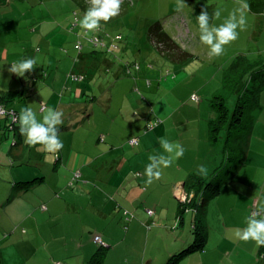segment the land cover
Instances as JSON below:
<instances>
[{
  "label": "crops",
  "instance_id": "1",
  "mask_svg": "<svg viewBox=\"0 0 264 264\" xmlns=\"http://www.w3.org/2000/svg\"><path fill=\"white\" fill-rule=\"evenodd\" d=\"M2 72L0 70V79ZM72 75L84 78L75 72L69 77ZM59 91V94L53 93L47 103L42 97L39 102L21 105L24 102L13 104L18 90L0 88V95L5 96L0 104L14 108L17 116L21 107L31 106L37 117L40 116L39 108L42 111L48 106L57 110L66 107L63 123L59 126L62 133L76 129L74 123L67 121L71 117L81 118L79 111L86 112L99 97L91 95L85 102H76L77 97L84 95L83 88L65 81ZM91 93L90 89L88 95ZM64 99L68 102H63ZM100 99L104 107L94 110V105L91 106L85 129L69 134L59 132L63 148L56 153L29 146L18 124L10 130L6 128V117L0 116V264H166L173 253L193 241L196 222L205 228L204 248L189 253L178 264H224L219 260L223 254L231 258L233 253L249 260L231 264H264L262 254V259L255 261L259 248L255 242L242 241L236 235L237 230L245 226V218L254 209L257 198L264 197V162L259 154H264V126L258 127L255 121L247 133L244 146L248 163L242 168V177L249 180L224 183L215 196L206 200L200 214L195 206L188 204L180 218L178 205L189 203L194 194L183 187L186 176L196 173L203 177L212 172L223 156L230 159V152L219 154L217 160L212 161L215 166L203 172L200 168L207 159L198 156L188 159L184 152L171 167L162 168L161 178L151 185L145 184L144 175L148 155L162 152L158 143L160 137L179 142L184 149L197 144L199 139L203 143V132L208 131V120L214 112L210 111L209 118L205 119L198 112L200 104L196 102V108L191 107V110H197V117L186 112L185 116L178 115L174 119L173 113H169L165 118H158V125L150 119L144 121L141 133L139 128L134 131L135 135L117 138L107 125L125 121L123 110L120 108V116L106 113L112 101L108 88L101 92ZM87 100H91L90 103ZM82 103L84 107L78 108ZM92 119L95 127L90 126ZM133 139L136 143H131ZM8 141L12 143L5 151L3 146ZM169 174L174 176L170 178ZM29 180L32 181L26 187L13 189L16 183ZM94 182L98 190H94ZM178 188L185 201L177 196ZM167 205L170 215L163 213ZM148 209L153 211L151 215ZM114 211L117 212L112 215ZM104 212L109 213L111 220L104 222L107 226L99 233L94 224L103 221ZM172 215L177 216L176 221ZM116 219L124 228L111 227ZM95 235L100 237L102 244L94 240Z\"/></svg>",
  "mask_w": 264,
  "mask_h": 264
},
{
  "label": "rangeland",
  "instance_id": "2",
  "mask_svg": "<svg viewBox=\"0 0 264 264\" xmlns=\"http://www.w3.org/2000/svg\"><path fill=\"white\" fill-rule=\"evenodd\" d=\"M184 2L186 5L177 10V0H123L119 15L107 23L101 22L97 31L87 32L79 27L77 21L89 7L88 0H0V62L3 61L0 64V70L3 71L0 88L19 91L13 104L15 101L24 102L21 105L27 102L31 104L39 102L42 97L47 103L53 93L59 94L62 91L59 89L65 81L71 86L75 84L83 88L84 95L77 97L76 102H85L91 95H97L99 99L92 101L94 110L104 107V102L100 99L101 92L108 88L112 93V101L106 113L120 116L122 108L125 115V121L107 125V129L116 133L117 138L120 135L127 137L126 134H134L139 128L141 133L144 121L150 119H154L155 125H158L160 124L158 118H165L169 113H173L174 119L178 115L185 116L186 112L191 117L196 116L197 110H191V107L196 108V102L200 104L198 112L207 119L210 111L219 112L221 108L211 105L212 97L215 95L221 96L220 99L214 100L223 104L221 110H225L226 107L232 114L237 94L231 89L235 86L234 75L230 76L235 70L231 68L237 63L245 62L244 58L236 56L244 54L249 61L257 57L264 58V0H245L249 5L245 12L246 28L243 31L238 29V39L225 45L223 54L216 57L210 56L208 46L199 40L196 16L205 8L212 17L213 12L220 8L222 10L220 18L210 19L211 24L219 25L231 11L239 7V0H184ZM160 32L170 36L172 44L167 40H158V37H163ZM24 58L36 60L37 65L31 72L17 76L8 71L11 63ZM71 72L82 74L84 78L74 82L72 76L69 77ZM227 75L230 77H226ZM90 89L92 93L88 95ZM193 93L198 96L199 101L191 99ZM259 93L261 107L254 112L253 118V123L257 121L255 124L258 127L264 126V88ZM65 95L69 94L66 92ZM89 101L91 100H87ZM244 101L245 107L250 106L251 100ZM63 102L68 101L64 99ZM93 105L85 107L89 113ZM81 106L84 107V103L77 105L82 109ZM65 109L66 107H60L59 110L63 112ZM70 110L73 112L74 107ZM250 110L249 107L245 113L247 120L250 119L248 117ZM38 111L40 118L43 112L40 108ZM87 111L80 110L81 118L76 120L71 117L67 121L74 123L76 129L72 128L60 134L85 129L91 116L88 117ZM141 118L145 119L139 121ZM91 124L90 126L95 127L93 119ZM207 128L208 131L203 132L204 142L199 139L197 144L185 147V157L190 159L198 156L203 160L207 159L203 166L207 171L210 166H215L212 161L217 160L219 154L230 152L232 155L230 159L224 154L221 161L223 164L214 175L219 178L230 175L228 181L233 180L237 184L240 180L248 181L249 179L242 177L244 174L242 168L248 163L244 144L236 143L230 137L229 145L224 147L228 135L224 123L216 131L220 141L213 143L210 135L211 125L208 124L206 130ZM253 149L252 145L251 150ZM207 152L209 154L206 155ZM259 154L263 163L264 154L261 152ZM210 172L205 175L203 173V177L196 173L188 175L205 179L210 176ZM173 176L169 174L170 178ZM257 180L255 183H259ZM219 184L220 180L215 178L212 187ZM183 187L186 191H191L189 186ZM94 190H98L97 187ZM179 190L181 189L177 190L178 197ZM165 208L166 212L163 213L170 215L168 205ZM200 210L202 212V209ZM116 212L114 211L112 215ZM101 216L99 214V218ZM172 217L177 220V216ZM103 218L102 222L94 224L99 233L107 226L104 222L111 220L108 212L103 214ZM111 227L116 230L119 227L124 228V225L116 219ZM240 247L244 248L242 245ZM118 248L121 249L120 244ZM256 251L255 261L262 259L261 254L264 258V246H260ZM230 257L223 254L219 260L224 264L243 263L249 260L236 253Z\"/></svg>",
  "mask_w": 264,
  "mask_h": 264
},
{
  "label": "clouds",
  "instance_id": "3",
  "mask_svg": "<svg viewBox=\"0 0 264 264\" xmlns=\"http://www.w3.org/2000/svg\"><path fill=\"white\" fill-rule=\"evenodd\" d=\"M88 3L89 7L77 23L83 30L95 32L100 28L101 22L107 23L119 15L123 0H88ZM185 5L184 0H177V10H181ZM248 8L249 5L245 0H239V7L231 11L219 25L211 24L210 19L220 18L222 11L220 8L213 12L212 17L205 8L201 9L196 16L199 40L208 46L210 56L222 55L224 46L238 39L239 31L246 28L245 12ZM36 65L34 58H24L11 63L8 71L17 76H24L25 72H31ZM42 111L43 114L38 118L32 107H21L14 122L18 124L19 132L26 144L33 147L39 146L41 150L48 153H56L63 148V142L59 136L63 112L52 107ZM11 143L12 141H8L4 144L5 151ZM158 143L162 152L148 155L149 163L144 169L146 185H151L154 180L160 179L161 169L171 167L185 152L179 142L170 141L165 137L158 138ZM200 171H204L203 166ZM236 235L242 241H254L257 247L264 246V197L257 198L254 209L245 218V226L238 229Z\"/></svg>",
  "mask_w": 264,
  "mask_h": 264
},
{
  "label": "trees",
  "instance_id": "4",
  "mask_svg": "<svg viewBox=\"0 0 264 264\" xmlns=\"http://www.w3.org/2000/svg\"><path fill=\"white\" fill-rule=\"evenodd\" d=\"M160 34L163 35V37H158V40H167L169 43L172 44L170 36L163 32H160ZM236 57L242 59L244 58L245 62L242 61L240 63H237L234 68H231L232 70H235V72L230 75H234L233 81L235 83V86L231 87V89H233L237 94V102L235 105V109L232 114L228 111V108L226 107L224 108L225 110L222 111L221 108L223 107V104L214 101L216 100V98L220 99L221 96L215 95L214 97H212L211 101L213 102V104L211 105L216 107L220 106L221 108L219 112H216L214 110V116L208 120L209 125H211L210 135L213 143H216L219 140L216 131L219 130L223 123L226 125L228 135L226 137L225 147L229 145L228 142L230 140V137H232L236 143H241L245 145V142L247 140V133L249 132V129L253 123V118L255 116L254 112H256L257 109L261 107L259 105V91L264 88V58L257 57L249 61L247 60L248 57L244 54L237 55ZM230 76L227 75L226 77L229 78ZM245 78L246 81L243 82V79ZM247 81H249V83ZM3 98L5 99V96L0 95V101L4 102ZM244 100H251L250 106L245 107ZM249 107L251 109L250 113L248 114V117L250 119L248 118L249 120H247V114L245 113L246 110L249 109ZM228 154L232 156L231 153ZM222 164L223 162L216 165L210 173V176L206 177L205 179H202L200 177L196 178L194 175L187 176L184 185L189 186V189H191L194 194H192V196L189 198V203H182L181 207H179L178 216L180 218V214H182V211L185 210V207L188 206V204L192 207L195 206V210L197 211V213L198 210L201 212L200 209H203L206 200L215 196L218 193V190L221 188V185L229 180L230 175H225L224 178H219L217 175H214L217 169L222 166ZM215 178L220 180V184L216 185L215 187H212V182ZM31 181L32 180L18 182L15 184L16 187L14 186L13 189L16 191L17 188L26 187L28 183H31ZM196 195L199 196L195 199ZM205 233V228H203L197 222L194 223L193 241L188 246L183 247L179 251L173 253L168 258L166 264H178V262L189 253L203 249L205 245Z\"/></svg>",
  "mask_w": 264,
  "mask_h": 264
},
{
  "label": "built area",
  "instance_id": "5",
  "mask_svg": "<svg viewBox=\"0 0 264 264\" xmlns=\"http://www.w3.org/2000/svg\"><path fill=\"white\" fill-rule=\"evenodd\" d=\"M72 78L73 79H75V80H78V79H81L82 78V76H74V75H72ZM191 99L193 100H197L198 99V96L196 95V94H192L191 95ZM0 116H5L6 117V119H7V128L8 129H12L13 127H14V124L16 123V122H14L15 121V119H16V117H17V112H16V110L14 109V108H7L6 106H4L3 104H0ZM131 143H136V140L135 139H133V140H131ZM78 175V173H76L75 174V176H77ZM178 195H180L181 196V193H179L178 192ZM184 195V194H183ZM185 196V195H184ZM182 198V197H181ZM182 200H184L185 201V198H182ZM147 213L149 214V215H151L152 213H153V211L152 210H150V209H148L147 210ZM94 240L96 241V242H99L100 244H102V242H101V240H100V237L98 236V235H95L94 236Z\"/></svg>",
  "mask_w": 264,
  "mask_h": 264
}]
</instances>
